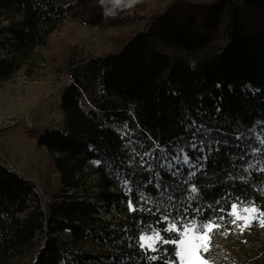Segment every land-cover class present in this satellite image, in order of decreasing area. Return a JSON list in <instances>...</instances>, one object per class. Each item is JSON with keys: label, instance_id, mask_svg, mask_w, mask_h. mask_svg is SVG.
<instances>
[{"label": "trees", "instance_id": "1", "mask_svg": "<svg viewBox=\"0 0 264 264\" xmlns=\"http://www.w3.org/2000/svg\"><path fill=\"white\" fill-rule=\"evenodd\" d=\"M87 9L80 0H0V77L36 64L58 25L88 20ZM100 13L89 15L93 24ZM67 75L63 123L38 135L58 189L41 195L0 158V264H162L139 247L145 224L165 209L176 217L233 202L254 205L258 218L237 227L225 217L208 258L264 264L251 238L264 220V0H170L116 51L73 53Z\"/></svg>", "mask_w": 264, "mask_h": 264}, {"label": "rangeland", "instance_id": "2", "mask_svg": "<svg viewBox=\"0 0 264 264\" xmlns=\"http://www.w3.org/2000/svg\"><path fill=\"white\" fill-rule=\"evenodd\" d=\"M169 1L140 0L130 13L125 10L115 17H107L100 0H80L90 9L85 12L88 20L64 19L49 36L47 44L38 49L41 59L36 64H25L9 79L0 77V158L31 179L41 195L48 196L59 187L53 158L45 146L38 144V135L47 126L63 123L60 102L63 88L70 81L67 64L71 55L116 51L131 34L144 29L154 13ZM99 10L102 14L94 17L98 23L93 24L89 15ZM6 22L1 21L0 27ZM2 46L0 36V57L6 54ZM13 120L14 124L8 122ZM238 211L242 216H249L248 226L258 218L256 213H245L242 208ZM239 224L245 227L243 220ZM251 238L255 244L253 250L264 248V226L253 230Z\"/></svg>", "mask_w": 264, "mask_h": 264}, {"label": "snow or ice", "instance_id": "3", "mask_svg": "<svg viewBox=\"0 0 264 264\" xmlns=\"http://www.w3.org/2000/svg\"><path fill=\"white\" fill-rule=\"evenodd\" d=\"M203 143V141L201 142ZM260 143L264 145V139L260 140ZM193 147H196L194 144ZM256 151H259L257 149ZM147 155V153H146ZM242 158V157H241ZM177 159H181L177 157ZM203 160L210 159V156L202 157ZM184 165L190 164V158L185 153L181 161ZM255 167V165H249V168ZM264 172V168L260 169ZM175 175V173H173ZM197 175L196 172H190L188 174V180L193 181V178ZM125 186L127 187L128 181L125 180ZM160 184H157L159 187ZM128 191L131 192V187H128ZM192 193H197L198 189L193 182L191 187ZM165 193L161 192L160 195L163 196ZM196 197L193 196L192 199ZM172 196L169 195V200ZM219 204L220 201L214 202ZM242 206V203L233 202L229 206V210L225 208H214L213 205H209L208 209H195L194 214L189 213L188 208L185 207L183 212H178L176 217L172 216L171 211L167 209L161 214L160 218L155 222V224H145L144 229L139 235V247L145 249L146 251H151L153 253H160L157 255H150L147 259L151 261L162 260V264H215V261L209 259V254L214 248V238L215 236L225 228L223 221L225 217L228 218V222L232 225H236L237 221L243 220L244 226L247 227L251 220L248 215H240L238 209ZM161 205L157 204L155 211H161ZM132 211H137L138 209L132 208ZM243 212L245 213H256L259 210L253 206H243ZM149 213H152V209H147ZM209 212L212 216L208 219L204 215L205 212ZM218 213H223L219 215V221L217 222L216 215ZM259 216L264 217V211L259 212ZM255 219V216L251 217ZM165 224L166 226L162 229L159 225ZM261 226H264V220H261ZM163 233V234H162ZM167 237V238H166ZM165 245L169 247H164ZM162 250V251H161ZM167 257V259H164Z\"/></svg>", "mask_w": 264, "mask_h": 264}, {"label": "clouds", "instance_id": "4", "mask_svg": "<svg viewBox=\"0 0 264 264\" xmlns=\"http://www.w3.org/2000/svg\"><path fill=\"white\" fill-rule=\"evenodd\" d=\"M139 2L140 0H100V4L104 6V15L107 17H115L125 10L130 13Z\"/></svg>", "mask_w": 264, "mask_h": 264}, {"label": "built area", "instance_id": "5", "mask_svg": "<svg viewBox=\"0 0 264 264\" xmlns=\"http://www.w3.org/2000/svg\"><path fill=\"white\" fill-rule=\"evenodd\" d=\"M8 122H10V123H12V124H14L15 123V121L13 120V121H8Z\"/></svg>", "mask_w": 264, "mask_h": 264}]
</instances>
